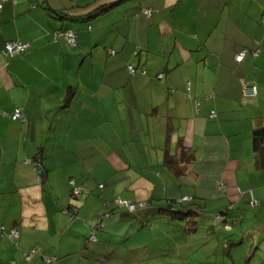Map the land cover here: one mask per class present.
Segmentation results:
<instances>
[{"label":"crops","instance_id":"0c3cea01","mask_svg":"<svg viewBox=\"0 0 264 264\" xmlns=\"http://www.w3.org/2000/svg\"><path fill=\"white\" fill-rule=\"evenodd\" d=\"M263 16L264 0L5 3L0 264L264 262V170L252 138L264 126ZM63 30L76 33L75 46ZM9 43L29 48L5 56ZM244 85L256 86L255 99L244 97ZM17 109L23 119L13 121ZM182 149L194 161L167 166L166 155L180 158ZM186 196L197 216L158 213ZM115 199L149 208L133 217ZM13 228L18 244L5 235ZM94 230L95 244L88 242ZM35 248L28 263L25 253Z\"/></svg>","mask_w":264,"mask_h":264},{"label":"built area","instance_id":"2783aa9c","mask_svg":"<svg viewBox=\"0 0 264 264\" xmlns=\"http://www.w3.org/2000/svg\"><path fill=\"white\" fill-rule=\"evenodd\" d=\"M11 0H0V12L3 8V5L7 2H9ZM15 2V1H14ZM147 17L150 18L151 17V13L149 11L145 12ZM264 21V19H263ZM64 35V37L66 38L67 42L71 45V46H75L76 45V33L73 32L72 30H68L66 32L62 33ZM29 48L28 44H23V43H9L5 46V51H4V55L5 56H10V57H15V56H19L22 53H25ZM112 54H115L114 51H112ZM247 55V50H242L237 56H236V62L238 64H241L243 62L244 57ZM128 71L130 75H135L136 74V68L132 65L128 66ZM142 74H146L145 71L142 72ZM159 80L163 79V75H159L158 76ZM243 95L245 98L248 99H252L254 97H256L257 95V89L254 86H246L244 85L243 87ZM217 114L215 111H212L210 114V118L211 119H216ZM22 118V113L20 110H16L15 113L12 115V120L13 121H17L19 119ZM38 163H40L38 161ZM41 167L40 165L36 166V172L40 175L41 173ZM70 186L72 187V196L75 198H80L82 195V190H80L79 188H77L75 186V181H70L69 182ZM101 188H103V186H101ZM193 200V197L191 196H186L183 198L182 201L184 202H191ZM115 205H117L120 208H124L129 212H134L136 211L138 208H141L143 206L142 203L139 204H134L131 201H124L121 199H117L115 201ZM259 205L258 201H253L252 202V206L253 207H257ZM76 213V211H75ZM71 220H74V216H71ZM2 230H5V228L3 227ZM5 235H7L12 241H15L17 244L19 243V239H20V233L17 229H11L8 233H5ZM92 240L95 241V235L93 233V237ZM39 252V249L35 248L32 249L31 251L25 253V259L28 263H30L33 259V257ZM44 262L46 264H56L58 262V258L57 257H45L44 258Z\"/></svg>","mask_w":264,"mask_h":264},{"label":"trees","instance_id":"16d2710c","mask_svg":"<svg viewBox=\"0 0 264 264\" xmlns=\"http://www.w3.org/2000/svg\"><path fill=\"white\" fill-rule=\"evenodd\" d=\"M109 9H110V6H107V7L104 6V7H101L99 9H97L93 13H91V15L93 17H98V16H101L102 14H104L105 12H107ZM263 19H264V16L262 17V21H261L262 24H264ZM66 31H68V30H63V32H66ZM63 32L59 33V36L63 35L62 34ZM243 50H246V49H243ZM247 53H248V51H247ZM255 56L258 57L259 56V53L256 52L255 53ZM131 76H133V75H131ZM246 86H254V85H246ZM254 87H256V86H254ZM256 97H257V95H256ZM256 97H254L252 99H255ZM17 110H20V109H17ZM21 113H22V111H21ZM22 119H23V113H22V118L19 119V120H22ZM252 138H253V145H254V157H255L254 160H255L256 168L258 170H264V126H261V127L256 128L253 131ZM178 159H180L182 162H184L186 164H191L194 161V154L193 153H190L189 151H185L184 149H182L181 150V156H180V158L179 157H171L169 155H166L165 164L167 166L172 167L174 165L175 161H177ZM35 161L38 162V158ZM39 162H41V161L39 160ZM40 176L42 177V179L45 176V173H44L43 170L41 171ZM101 186H103V188H104V185H100L99 186L100 189H103V188H101ZM71 196H72V187H71ZM72 198H73V200H77V201L80 199V198H75L73 196H72ZM116 200L117 199H115L114 202H113L115 208L116 209H124V208H120L117 205H115V201ZM193 202H194V199L191 202H184V201L178 202L177 205H179V209H176L175 206H177V205H176L175 202H170V204H168V206L162 207V208H158L159 209L158 210V213L160 215H162V216H167V217H169L172 220H185V218H189V217L190 218H193L194 215L197 216V213L194 211V209L192 207L193 206V204H192ZM134 204L137 205L139 203L135 202ZM142 204H143V206L141 208H138L134 212L127 211L128 214L131 215V216H133V217H139V215L141 214V212H143V211H145L146 209L149 208V205L147 203H142ZM77 210L78 209L77 208H74V207H71L69 209V212H71L72 216H74V220L77 219V215H76L77 214ZM75 211H76V213H75ZM113 215H114V213L113 212H110V213L104 215V217L106 219H108V218L112 217ZM13 229H15V228H13ZM96 231L97 230H94L93 231V233L95 235V241L92 240V237H93V233H92L89 236V238H88V242L89 243H94L95 244L97 242ZM261 264H264V262H262Z\"/></svg>","mask_w":264,"mask_h":264},{"label":"rangeland","instance_id":"374dc122","mask_svg":"<svg viewBox=\"0 0 264 264\" xmlns=\"http://www.w3.org/2000/svg\"><path fill=\"white\" fill-rule=\"evenodd\" d=\"M75 202H79V201H76V200H75ZM117 210L120 211L121 209H117Z\"/></svg>","mask_w":264,"mask_h":264}]
</instances>
